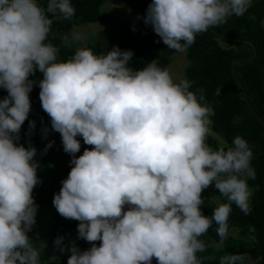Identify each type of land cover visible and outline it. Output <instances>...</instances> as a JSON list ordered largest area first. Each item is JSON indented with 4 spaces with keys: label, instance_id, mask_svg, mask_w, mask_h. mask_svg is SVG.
<instances>
[{
    "label": "clouds",
    "instance_id": "clouds-1",
    "mask_svg": "<svg viewBox=\"0 0 264 264\" xmlns=\"http://www.w3.org/2000/svg\"><path fill=\"white\" fill-rule=\"evenodd\" d=\"M253 2L151 0L143 22L167 49L183 53L197 35L243 16ZM75 11L71 0H47L46 8L39 0H0V89L7 92L0 99V264H40L41 250L28 236L37 214L32 193L41 183L37 150L19 143L37 83L29 77L37 71L41 107L72 157L52 205L78 221L77 238L92 245L82 251L56 238L54 246L69 253L67 264H203L201 237L215 224L221 242L227 238L233 204L251 212L252 149L239 135L229 145L213 131L204 89L192 91V81L174 80L155 60L133 70V52L117 46L100 55L78 47L61 60L49 40V14L70 20ZM59 38L65 47L78 39ZM77 136L91 146L78 157ZM210 136L218 147L207 143ZM210 186L226 202L206 216L201 206ZM219 264L255 262L225 254Z\"/></svg>",
    "mask_w": 264,
    "mask_h": 264
},
{
    "label": "trees",
    "instance_id": "trees-1",
    "mask_svg": "<svg viewBox=\"0 0 264 264\" xmlns=\"http://www.w3.org/2000/svg\"><path fill=\"white\" fill-rule=\"evenodd\" d=\"M103 1L71 0L76 11L70 20L56 21L49 14V18L53 19L49 40L60 48L61 60H66L74 54L78 42L76 39L72 40L70 45L65 47L59 37L64 34L72 37L69 34L72 25L101 21L99 8ZM120 1L134 4L131 19L120 25L118 31L117 47L133 52L128 67L141 70L155 60L158 66L165 68L169 56L175 51L167 49L151 26L143 22L151 0ZM39 2L41 6L47 7V0H39ZM52 34L59 35L53 39ZM84 47L91 48L98 55L110 50L94 43H88ZM184 54L186 64L182 78L193 82L192 91L197 88L204 89L205 100L215 112L211 117L213 131L229 145L237 135L244 138L252 149L251 166L255 171V179L247 181L252 191L249 201L251 212L245 215L233 204L228 218V230L237 229L241 237L250 235L251 240L227 235V238L221 242L215 230L216 225L213 224V227L201 237L207 245L206 250L197 255L202 258L203 264H219L220 257L225 254H247L255 264H264V128L255 117L258 116L264 122V0H254L243 16H232L226 23L197 35L195 43ZM236 59L237 61L231 64V61ZM29 79L38 82L42 79V74L37 71ZM5 96H7L6 90L0 89V99ZM29 96L31 111L22 125L19 143L25 147L31 144L37 150L34 160L39 165L37 175L41 183L32 193L37 205L35 218L37 220L42 210L54 207L53 196L58 194L62 186L61 181L67 178L71 170L69 162L72 157L63 151L59 133L51 129L50 118L40 104L38 84L33 85ZM29 121L35 122V128L29 130ZM45 128L48 129L46 136L43 132ZM76 139L81 144L80 152L75 154L77 157L82 155L86 148L91 150V146L83 143L82 137L77 136ZM50 142H53L52 146L45 152V147ZM207 143L213 148L219 145L218 140L211 136ZM214 192L219 196L214 186H210L203 193L205 204L201 206V211L206 216H210L217 206L210 199ZM220 201L226 202L223 197H220ZM78 223L54 213L45 239L37 235L35 223L28 236L34 246L41 250L40 264H67L69 253L67 251L61 253L54 246V241L58 237L63 238L64 245H69L66 239L71 238L80 250L89 248L88 242L77 238ZM210 242L220 244V247L214 248ZM99 243V241L95 242L96 246H99ZM152 264H156L155 259Z\"/></svg>",
    "mask_w": 264,
    "mask_h": 264
},
{
    "label": "rangeland",
    "instance_id": "rangeland-1",
    "mask_svg": "<svg viewBox=\"0 0 264 264\" xmlns=\"http://www.w3.org/2000/svg\"><path fill=\"white\" fill-rule=\"evenodd\" d=\"M99 11L102 17L101 21L95 23H84L81 25H72L70 27L69 34L71 36L78 37V39H76L78 42L76 48L84 47L88 43H94L110 50L113 46H118L119 26L131 19L134 11V4H126L120 0H104L99 8ZM185 64L186 60L184 52H174L169 56V62L165 68L170 72L173 79L178 81L183 76V68ZM34 84H38V82ZM219 142L220 141L218 140V143ZM217 197L218 194L215 192L210 196V199L216 205L221 203L220 198L218 199ZM54 213H57L54 207L44 209L40 212V215L36 220V233L42 239H45L46 237V231L54 218ZM228 236L232 238H244L251 240L250 235L241 237L238 234L237 229L233 228L228 230ZM66 242L68 244L72 242L71 238L66 239ZM88 245L90 248L91 244L88 243ZM210 245L214 248L220 247V244H214L213 242H210Z\"/></svg>",
    "mask_w": 264,
    "mask_h": 264
},
{
    "label": "water",
    "instance_id": "water-1",
    "mask_svg": "<svg viewBox=\"0 0 264 264\" xmlns=\"http://www.w3.org/2000/svg\"><path fill=\"white\" fill-rule=\"evenodd\" d=\"M251 58H252V57H251ZM234 61H237V59H236V60H232V61H231V64H232V62H234ZM231 72L233 73L232 69H231ZM242 94H243L244 100L246 101V97H245L244 92H242ZM255 117H256L257 121L260 123V125L264 128V122H263L258 116H255Z\"/></svg>",
    "mask_w": 264,
    "mask_h": 264
}]
</instances>
